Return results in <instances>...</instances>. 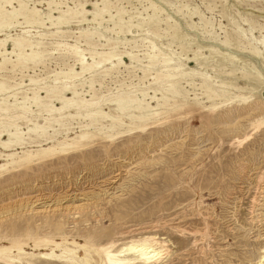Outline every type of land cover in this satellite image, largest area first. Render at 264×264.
<instances>
[{
  "label": "rangeland",
  "instance_id": "1",
  "mask_svg": "<svg viewBox=\"0 0 264 264\" xmlns=\"http://www.w3.org/2000/svg\"><path fill=\"white\" fill-rule=\"evenodd\" d=\"M92 4L103 10L95 21ZM0 8L7 14L0 17V40L7 42L0 105L8 106L0 111V143L8 131L16 133L10 148L0 145V245L20 243L28 254L77 253L91 258L84 264H105L101 245L113 241L119 248L150 237L165 253L152 264L258 263L264 255V0H0ZM59 17L67 23L58 24ZM19 37L26 63L14 68L20 50L10 52ZM194 54L199 60L189 63ZM81 64L93 68L82 71ZM177 72L183 74L172 80L178 96L163 78ZM243 74L258 80L239 82ZM204 76H211L214 101L205 96ZM225 80L245 89L220 87ZM46 88L96 105L49 112L62 101ZM128 97L134 105L150 104L144 113H154L153 122L143 130L126 131L128 116L138 114L133 107L118 112L117 100ZM155 99L166 103L156 107ZM96 109L109 115L97 128L85 119ZM111 117L123 127L112 139L103 133H113ZM83 130L97 133L84 147L39 152ZM28 153L31 161L20 162ZM38 238L54 242L36 245ZM12 256L18 260L15 247Z\"/></svg>",
  "mask_w": 264,
  "mask_h": 264
},
{
  "label": "bare ground",
  "instance_id": "2",
  "mask_svg": "<svg viewBox=\"0 0 264 264\" xmlns=\"http://www.w3.org/2000/svg\"><path fill=\"white\" fill-rule=\"evenodd\" d=\"M6 2V1H5ZM4 6V5H3ZM92 7H94V13H92V21H95L97 18L96 16L97 15H100V13L103 11V10H98L96 7V4H92ZM106 7V5H105ZM103 7V8H105ZM2 8H0V17L2 18L1 20L4 19V17H7L5 15H7L5 12L3 13ZM15 10V9H14ZM22 10H23V7H22ZM12 12V11H11ZM33 12V10H32ZM10 13V12H9ZM14 13V12H13ZM16 13V12H15ZM28 13V12H27ZM29 13L30 10H29ZM34 15H35V12H33ZM78 13V12H77ZM105 13V12H104ZM11 14V13H10ZM17 14V13H16ZM26 14V13H25ZM102 14V13H101ZM28 15V14H27ZM33 15V16H34ZM101 16V15H100ZM12 17V16H11ZM16 17V16H15ZM26 17V16H24ZM57 17V16H56ZM68 17V16H67ZM27 18V17H26ZM25 18V19H26ZM32 18V17H31ZM65 18V17H64ZM24 19V20H25ZM34 19V18H32ZM68 19V18H67ZM0 20V21H1ZM27 20H30L29 19V16L28 18L26 19ZM63 20L62 17H59L57 18V23L58 24H62V23H67V21H61ZM5 21V20H4ZM25 21V22H26ZM55 21V20H54ZM31 22V21H30ZM27 23V22H26ZM56 23V24H57ZM2 24V23H1ZM0 24V25H1ZM54 24V23H53ZM5 25V24H4ZM3 26V25H2ZM9 27V25L7 26V28ZM4 28V27H3ZM2 30V29H1ZM8 41V39H7ZM5 43L6 42V39H2L0 40V48L3 47V52L0 51V56L3 58V61L0 62V67L1 66H4L6 64V58H5V55L7 54L6 52V48L5 47ZM25 41H24V38L21 39L20 37L19 38H16L13 40V48L11 50L10 53H14V51L18 48L20 50V52L16 55V64L13 65L14 68H16V66L18 67V65L20 66V68H23V66H25V63H26V60H22V58H20L21 56H24L23 52L21 53V50L23 49V46L24 45ZM264 43V42H263ZM30 44V43H28ZM32 49V48H31ZM153 49H156V46L154 45L153 46ZM80 53V52H79ZM83 53V52H82ZM80 55L82 56V54L80 53ZM128 55V54H127ZM115 55H111L109 58L107 59H104V60H101L97 63H102L105 62V61H108L112 58H114ZM30 57V56H29ZM130 59H134V56H129ZM166 57V56H165ZM200 58V57H199ZM23 59H26V58H23ZM34 59V58H33ZM31 58V60H33ZM171 59V58H170ZM8 60V59H7ZM165 60V59H164ZM196 60H199L197 55L194 54L193 58L191 60H189V63H192L193 61H196ZM28 61V60H27ZM134 61V60H132ZM166 61V60H165ZM170 61V60H169ZM81 63V62H80ZM96 63V62H95ZM96 63V65H97ZM108 63V62H106ZM166 63V62H165ZM166 65V64H164ZM82 66V64L80 65ZM87 66V65H86ZM95 66V65H94ZM203 66V65H202ZM93 66L91 65L90 67H85L82 66L81 70L82 71H86V70H90L92 69ZM2 69V67L0 68ZM174 69V68H173ZM172 69V70H173ZM221 70V69H220ZM249 73V72H248ZM68 76V75H67ZM66 76V77H67ZM182 77L183 74L180 73V72H177L176 74H173V73H167L163 76L164 79L168 80L171 82V85L169 86V92L171 91V93L173 95H177L179 94V89L176 87V81H172L173 79H175L174 77ZM211 76H204V82H203V85L202 87L205 90V96L206 98L209 100H216L215 98L218 97L217 93L214 92L211 87L208 85V79L210 78ZM68 79V78H67ZM70 79V78H69ZM158 79V78H157ZM250 79H256L258 80L257 78L251 76V75H248V74H243L241 75L238 80L239 82L240 81H248ZM5 83L1 82L0 83V88L4 87ZM68 86V85H67ZM70 86V85H69ZM66 87V86H65ZM222 88H227V87H231L233 90L235 91H241V90H244L245 88H243V86H240L239 83H232L230 81H222L221 82V86ZM70 88V87H69ZM68 88V89H69ZM71 88H74L73 86ZM56 88H53V89H48L46 88V93L48 94L49 92L53 91V95L56 96V98L59 99V101L61 100V107L58 108V109H55V107H52L51 109H49V112L50 110H55V111H61V110H64L66 108H69L71 106L75 107V109L77 111H79L80 109H82L83 107H90V106H94L96 104H93L92 100L91 101H85V100H81V101H76L74 100L73 98L71 99H65L63 98L64 94H63V91L64 88L62 89H56ZM167 89V88H166ZM253 89V88H252ZM2 90V89H1ZM0 90V91H1ZM73 95H76V92L73 91ZM178 96V95H177ZM182 96V95H181ZM76 97V96H74ZM156 96H153L151 99L154 100ZM238 98L240 99H244L246 100L245 97H239L237 96ZM157 98V97H156ZM163 98V97H162ZM186 98V97H185ZM33 99L35 101L38 100V96L36 97L34 95ZM116 99V98H115ZM146 99V98H145ZM160 99V98H159ZM183 99V98H182ZM188 99V98H186ZM197 98H195L196 100ZM162 100V99H161ZM231 100V98H229L228 100H225L223 102H227ZM152 101V100H151ZM143 102V101H142ZM150 102V101H149ZM155 102H156V107L158 106H162V105H165L160 103V101L158 99H155ZM1 103V102H0ZM4 103V102H3ZM134 103V99H131V98H126V99H122V100H117V109H118V112L120 111V114H122V112H124L125 110H128V109H132V107L134 108V110L137 111L138 114L136 115H129L128 117L130 118V125L128 126V130L126 131H131L133 129L135 130H140V129H144L146 128V126L150 123H152L153 121H150L152 116L154 115L153 114H145L144 113V109L146 108H150V104L147 103L146 105H143L139 102H137L135 105L133 104ZM146 103V102H145ZM168 103V102H167ZM210 103H213L212 106L215 107L216 106V102H210ZM169 104V103H168ZM220 104V103H219ZM170 105V104H169ZM167 106V105H166ZM22 108V107H21ZM153 108V107H152ZM130 109V111H131ZM213 109V108H212ZM8 110V106L7 105H0V111H6ZM126 112V111H125ZM124 114V113H123ZM109 116V115H108ZM108 116L106 114V112H102L100 109H96V110H92V111H87L86 115H85V119L86 117L90 119V121H93L92 123L93 124V127H96L97 126H100L101 123V119H108ZM84 118V117H83ZM262 119V118H261ZM110 120V119H109ZM106 121V120H105ZM111 123L108 124V130L112 131L117 129L118 130V127L122 128L123 127H120L121 126V121H119L117 118H112L111 117ZM58 122V121H57ZM107 123V122H106ZM123 124V123H122ZM259 124H264V120L262 121H259ZM9 128V127H8ZM37 129H42V133L45 134V131H44V128L43 127H36ZM35 128V129H36ZM101 128V127H100ZM95 129V128H94ZM99 129V128H98ZM102 129V128H101ZM5 130V129H4ZM100 130V129H99ZM98 130V131H99ZM105 130H106V127H105ZM117 130L115 132H113L112 134L111 133H104V136H106L107 138H113L115 135L119 134L120 132H117ZM37 131V130H36ZM93 131V130H92ZM102 131V130H101ZM32 132V131H31ZM107 132V130H106ZM2 133V132H0ZM37 133V132H36ZM8 136H9V139L7 141H4V142H1L0 145L7 149V148H10L11 147V143L13 142V140L11 139V136H15L16 133H11V131L9 132L8 131ZM95 134L97 133H93V132H89V130H83L81 131L80 135H78L76 138L74 139H71L68 141L67 140H64L63 142H59L58 144H60L59 147H56L54 145L50 146V147H47L41 151H39L40 153H44V154H48L49 152H53V151H60V152H69V150L71 149H79L81 147H84L85 146V141L87 139L90 140L91 137L95 136ZM101 134V132H100ZM43 135V134H41ZM37 136V134H36ZM118 136V135H117ZM44 137V136H43ZM48 137V136H47ZM67 137V136H66ZM51 137L47 138V139H50ZM46 139V140H47ZM65 139V138H64ZM16 144H21V141H20V138L16 137V139L14 140ZM15 154H9L7 157H10L12 158ZM36 155V154H35ZM39 155V154H38ZM32 154L28 153L24 156H22L19 161L20 162H29L31 161L32 159ZM14 161V160H13ZM12 161V162H13ZM16 161V160H15ZM14 161V162H15ZM19 162V163H20ZM21 164V163H20ZM2 168V166L0 167ZM261 194V193H260ZM65 200V199H64ZM39 201V199H37V202ZM67 201V199H66ZM74 203V202H73ZM71 206V205H70ZM70 206L68 205V207H66L65 209H72L73 207L70 208ZM76 207H80L79 205H75ZM84 206V205H83ZM64 208V207H63ZM49 209V208H48ZM52 209V208H51ZM73 211V210H72ZM78 211V209H77ZM155 235V234H154ZM36 241V245H41V244H47L49 242H54L52 240H47V239H42V238H38ZM155 241H153L152 238L150 237H145L143 239H140V240H132L130 241L129 243L119 247V248H115L114 246V243L113 241L111 242H108L106 244H103L101 245L98 250H97V253L100 255L101 259L103 260V262L105 264H152V263H157V262H160L164 256V252L163 250H159L158 248L155 247L156 243H154ZM16 248L17 251H18V260H16L13 256H12V253H13V248ZM115 248V249H114ZM263 254H264V249H263ZM65 259V260H69L71 261L70 264H84L86 262H89V261H84L83 259L79 258L77 256V253H74V255H65L64 252L63 253H60V254H55L54 251L52 250L50 253H39V254H28V253H24L20 243H13L11 246H3V245H0V261L3 262V264H15V263H19L21 260H26V264H37L36 262H38V260H44V261H51V260H54V259ZM257 264H264V255L262 256V258L258 261Z\"/></svg>",
  "mask_w": 264,
  "mask_h": 264
}]
</instances>
